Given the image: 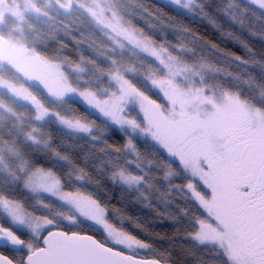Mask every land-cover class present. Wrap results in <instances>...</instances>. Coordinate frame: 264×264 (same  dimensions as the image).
<instances>
[{
    "label": "snow or ice",
    "instance_id": "obj_1",
    "mask_svg": "<svg viewBox=\"0 0 264 264\" xmlns=\"http://www.w3.org/2000/svg\"><path fill=\"white\" fill-rule=\"evenodd\" d=\"M125 2L56 0L58 14L62 11L71 20L77 13L105 40L86 39L94 32L68 23L62 35L50 33L61 48L71 43L75 55L42 57L51 69V81H36L42 97L31 94V89L22 97L32 111L28 129L22 130V143L29 151L9 147L14 166L0 154V172L9 177L0 186V264H166L161 257L170 253L135 236L123 221L149 234L143 225L86 190L99 183L85 166L93 155L99 160L92 165L97 172H104L114 185L135 191L134 202L154 211L161 222L175 224L179 218L156 209L153 196L166 207L174 202L175 189L190 201L191 211L180 210L188 222L183 238L215 248L220 264H264V104L219 83L215 88L205 84L206 71L241 77L203 57L188 60L181 54L194 49L182 38L175 44L157 41L133 17L147 22L146 14L165 26L174 17L139 0H127L131 7L125 11ZM247 2L264 11V0ZM167 4L199 17L248 58L205 40L213 49L238 64L264 66L247 40L224 29L217 18L222 15L243 27L248 9L240 8L238 0H226L211 11L212 0H167ZM171 27L193 42L202 39L186 24ZM249 34L264 39V34L251 30ZM129 48L139 54L137 62L123 59ZM85 49L93 55L86 56ZM137 74L153 92L130 78ZM243 83L258 87L264 100V86L251 76ZM47 120L73 138L87 137L92 151L79 157L81 163L73 154L76 146L58 141L51 129L40 127ZM113 136L122 140L114 141ZM145 140L156 151H143L138 141ZM177 179L182 182L175 183ZM70 225L89 227L73 230ZM153 235L166 238L159 232Z\"/></svg>",
    "mask_w": 264,
    "mask_h": 264
},
{
    "label": "trees",
    "instance_id": "obj_2",
    "mask_svg": "<svg viewBox=\"0 0 264 264\" xmlns=\"http://www.w3.org/2000/svg\"><path fill=\"white\" fill-rule=\"evenodd\" d=\"M139 2L144 3L146 7L155 11L160 8L167 16H172L174 19L167 21V25L160 23L158 20H154L151 17H146L147 22L144 20L133 17L136 25L144 29L145 32L155 37L157 41L161 39H166L173 44L178 43L182 38L184 41L188 42L189 46L194 49V57L199 59L203 57L207 61L224 68L234 74H239L241 79H233L239 84V87L235 88L239 90L241 95L251 102L256 104L257 100L260 98V89L256 86H249L243 83V80L248 79L249 76L254 78L256 84L264 86V66L260 64H255L252 66H246L244 64H238L235 60L230 59L227 55L221 54V52L213 49L208 44L204 43L205 40L214 42L219 48L231 51L237 55L248 58V54L240 48L238 45L234 44L230 40L221 38L220 33L213 30L208 24L203 20L199 19L197 16H192L184 11L177 10L173 6L166 4L162 0H139ZM226 0H212V8L216 6H223ZM240 8H247L248 12L243 17L245 24L243 27L238 24L230 22L226 17L217 14L218 20L222 23L224 29L232 30L237 33L243 39L247 40L248 44L255 50L256 58L260 61H264V39L258 37H253L249 34V31H254L259 34H264V12L252 7L242 0H238ZM131 7L130 3L125 2V8L127 10ZM240 8L236 9L237 14H239ZM137 11H139L137 9ZM47 12L49 15L45 16L44 13ZM65 23L71 24L73 26H79L86 32L92 33L94 35H89L86 39H94L98 43L105 40L98 31H94L88 25H86L82 18L79 17L77 13H73L71 20H66L62 11L49 7L43 12V16H29L25 18V26L27 27L29 34L27 36L28 46L34 49V53L39 57L54 58L57 55L66 54L68 56H74L75 52L69 43L68 46L61 48V45L53 38L50 33L56 32V35H62ZM152 24L155 27H149L148 24ZM183 23L191 28L194 32L198 33L202 39L195 42L192 38L186 34H182L175 31L171 25ZM59 29V31H56ZM85 55H93L88 49H85ZM100 63H105L100 60ZM92 73L89 72L88 75ZM231 77V76H230ZM132 80L135 81L137 85L142 87L145 91L153 92L149 84L139 75L130 76ZM32 92V91H31ZM38 91H33L32 94L41 96ZM154 94V93H153ZM42 97V96H41ZM1 102H6L8 104L9 112L11 113L3 124H0V150L2 147L6 146H19L23 151H29L27 146L22 143V135L19 133V129L14 126L12 118L19 115L30 116L27 109L15 104L14 102H8L4 97H0ZM44 130L51 129L53 135L57 140H66L69 144L76 146L73 150L74 156L77 157V162L81 163L79 157L83 156L85 153H89L92 150L89 148V141L87 137L73 138V135L67 132L59 130L52 121H47L40 126ZM114 141H121L122 137L113 136ZM141 149L148 154L156 151L155 146L147 141H138ZM68 150V149H65ZM99 160L93 155L90 159L88 165L89 171L92 173L93 179L99 181V183H94L92 185L86 186V190L90 191L95 195L100 201L107 204L111 209L113 206L119 208L124 216H130L132 220L136 223L143 225L149 234L140 231L133 227L131 221H123V227L128 231L132 232L135 236L140 239L147 241L155 246V248L165 254L170 253V255H164L161 257L162 262L166 264H220L221 257L216 254L214 248L200 247L194 244L190 239H184L183 233L187 230V219L181 215V208H190V201H185L180 198V194L173 190L174 196L172 199L173 203L168 204L166 207L163 203L157 202L155 196H153L152 203L156 209L159 211H167L171 215L179 218L177 223H171L168 221L161 222L160 218L156 216L155 212L144 208L141 204L134 202L136 196L135 191H129L120 185H114L106 178L104 172H97L92 165L98 164ZM152 171H155L153 169ZM175 183H181L182 181L177 179ZM162 190L166 189V185L162 181H158ZM6 183L0 180V186ZM111 217V213H110ZM114 221L119 223V217L114 216ZM87 230L89 226L81 225L77 226L73 230H79L80 228ZM179 228V232L175 230ZM72 229V228H71ZM166 234V238L161 240L155 238L154 233Z\"/></svg>",
    "mask_w": 264,
    "mask_h": 264
},
{
    "label": "rangeland",
    "instance_id": "obj_3",
    "mask_svg": "<svg viewBox=\"0 0 264 264\" xmlns=\"http://www.w3.org/2000/svg\"><path fill=\"white\" fill-rule=\"evenodd\" d=\"M162 1L167 4V0ZM242 1L249 4L247 0ZM49 7L58 10L56 6V0H0V50H2L0 56L5 58H0V66H3V62L8 61L11 64L12 72L15 75L11 80V88L3 87L2 85L0 88L6 90L9 94H11L12 97L18 94V98L15 99L18 102L21 101V104H23V109H27V111H29L30 113L29 117H27L26 115H19L20 117L15 116L14 118H12L14 126H16L20 130L19 133L21 132V135L22 130H27L30 125L32 111L29 105L22 99L24 95L29 94V88L31 87L26 86L22 89V84H24V82L20 81V76H22V74L26 71L28 65H30L33 72L31 73V75H28V78L24 79L25 82L36 86L38 89L40 87L36 83V81H40L41 83H49L51 81V69L47 64L43 62L41 57L37 56L34 53V49L28 46L27 36L29 34V31L25 26V18L29 16H43V12ZM3 47L5 48L3 49ZM193 54L194 53H182L181 55H185V57L190 61L198 60L194 57ZM138 55L139 54L136 52V50L132 48H129L127 51L122 53L123 59L129 62H137ZM140 59L144 60L145 58L141 56ZM8 67L10 68V66ZM137 67L140 68L141 65L137 63ZM203 76L204 83L211 85L213 88H215L218 83L223 87L233 90H236L235 88L239 87V84L230 76L225 77L222 74H217L210 71L204 72ZM16 82H19L20 85L14 88L13 85H15ZM197 83H199L198 78ZM232 86L235 88H232ZM257 103L264 104V100L259 98L257 100ZM10 115L11 113L8 110L1 109L0 121H5L8 117H10ZM11 146L12 145L2 147L0 150V154L3 155L6 164H12L14 166V162L8 151L9 147ZM0 180L6 183L9 180V177L6 174L0 172ZM52 203L59 206L57 201H52ZM67 227L75 229L77 225H70ZM192 242L196 244L194 241ZM215 250L216 249L214 248V251Z\"/></svg>",
    "mask_w": 264,
    "mask_h": 264
},
{
    "label": "flooded vegetation",
    "instance_id": "obj_4",
    "mask_svg": "<svg viewBox=\"0 0 264 264\" xmlns=\"http://www.w3.org/2000/svg\"><path fill=\"white\" fill-rule=\"evenodd\" d=\"M4 48L5 47H3V49ZM1 52H2V50H0V54H1ZM0 58L5 59L2 56H0ZM8 66H10V68ZM32 72H33L32 71V68L30 67V65H28V67L26 68V71L22 74V76H20V81H23L24 82V84H22V89L25 88L26 86H29V87H31L29 89H31L32 92L33 91H35V92L38 91L39 94L42 96V93H41V89L40 88L37 89L36 86H33L31 84H28L24 80L25 78H28V75L29 74L31 75ZM13 76H15V75L12 72L11 64L8 61L3 62V66H0V87L2 85L3 87L11 88V80H12ZM18 85H20V83L19 82H16V84L13 85V87L16 88ZM32 92H31V94H32ZM0 97H4L8 102H11L12 101V102H14L15 104H18L21 107L23 106V104H21V101L18 102L16 99H14L11 96V94H9L6 90L1 89V88H0ZM8 107L9 106H8V104L6 102H1L0 101V110L1 109H6V110L10 111L8 109ZM4 122L5 121H0V124H3Z\"/></svg>",
    "mask_w": 264,
    "mask_h": 264
}]
</instances>
